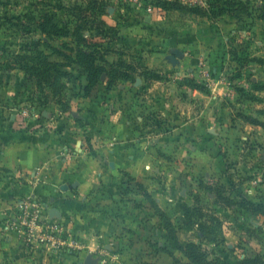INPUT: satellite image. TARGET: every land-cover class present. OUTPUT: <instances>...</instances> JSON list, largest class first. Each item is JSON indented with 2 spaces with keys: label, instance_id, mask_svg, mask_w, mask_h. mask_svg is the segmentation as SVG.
I'll return each instance as SVG.
<instances>
[{
  "label": "rangeland",
  "instance_id": "374dc122",
  "mask_svg": "<svg viewBox=\"0 0 264 264\" xmlns=\"http://www.w3.org/2000/svg\"><path fill=\"white\" fill-rule=\"evenodd\" d=\"M228 1L229 11L219 14L210 0H110L102 16L110 62L87 92L84 69L57 54L67 52L72 38L44 35L25 17L39 0H0L1 105L20 116L26 108L39 114L38 106L48 104L61 112L123 107L129 120L143 113L144 128L134 132L143 145L134 150L149 163L154 189L173 190L176 202L167 214L180 245L157 225L160 234L134 264H172L174 256L188 261L179 247L190 241L200 242L217 264L264 256V2ZM34 40L51 60L66 64L59 68L69 75L60 79L61 94L20 67L27 60L17 55H32ZM178 49L181 56L173 59ZM88 151L95 154L91 144ZM119 170L127 173L126 184L131 175ZM143 187L134 188L144 193ZM92 196L102 212L110 206L102 195ZM185 202L195 224L186 225ZM196 222L217 224L216 234L203 233ZM66 242L45 246L63 250Z\"/></svg>",
  "mask_w": 264,
  "mask_h": 264
},
{
  "label": "crops",
  "instance_id": "0c3cea01",
  "mask_svg": "<svg viewBox=\"0 0 264 264\" xmlns=\"http://www.w3.org/2000/svg\"><path fill=\"white\" fill-rule=\"evenodd\" d=\"M38 108L36 120L26 123L0 104V264H134L139 254L146 256L148 242L161 232L153 202L168 213L176 200L171 187L154 189L149 163L135 153L143 145L144 138L134 134L144 128L143 113L133 122L123 107L114 113L98 107L61 112L54 104ZM90 144L95 154L88 153ZM119 169L131 175L126 184L127 173ZM138 183L144 193L134 188ZM97 194L110 203L103 212L91 203ZM27 197L38 198L47 217L67 227L68 247L56 250L24 239L13 220L17 203Z\"/></svg>",
  "mask_w": 264,
  "mask_h": 264
},
{
  "label": "trees",
  "instance_id": "16d2710c",
  "mask_svg": "<svg viewBox=\"0 0 264 264\" xmlns=\"http://www.w3.org/2000/svg\"><path fill=\"white\" fill-rule=\"evenodd\" d=\"M110 0H39V3L33 8L29 9L25 17L32 22L34 26L39 29L40 33L53 37H69L72 38V44L67 46V52L58 51L67 63H78L85 71L87 84H85V91L90 92L91 89L97 85L101 76L107 72V64L110 61L104 55L103 43L107 39V28H104L105 20L102 18L106 14L105 7ZM264 2V0H263ZM228 0H210V7L212 11L222 14L229 11ZM262 8L264 9V3ZM97 30L99 36H87V31ZM113 38V36H112ZM103 39V41L101 40ZM68 45V44H66ZM34 53L32 55H17V58L26 59L22 62L20 67L23 68L27 74L33 76L38 82H47L55 93L61 94L65 84L60 82V79L68 75V71L62 72L59 68L66 64L60 61L51 60L45 51L39 48V41H33V48L30 50ZM30 52V53H31ZM113 67L115 64H113ZM69 66V64H68ZM118 75V72H116ZM213 74H217L214 71ZM199 89L200 86H194ZM156 213L159 216V226L163 231L173 238L175 243L179 246L177 239V229L175 224L171 221L166 211L162 210L153 202ZM186 225L193 223L192 216L189 214L191 206L186 202L182 205ZM197 209L194 212L198 213ZM199 217H203L201 210ZM210 222H218L215 216H209ZM203 233L216 234L218 228L217 224H207L206 222H196ZM186 255L188 261H184L176 256L173 258L172 264H217L216 261L209 259V251L204 249L200 242L190 241L186 246L179 247ZM240 264H264V256L257 255L254 257L247 256L241 260Z\"/></svg>",
  "mask_w": 264,
  "mask_h": 264
},
{
  "label": "built area",
  "instance_id": "2783aa9c",
  "mask_svg": "<svg viewBox=\"0 0 264 264\" xmlns=\"http://www.w3.org/2000/svg\"><path fill=\"white\" fill-rule=\"evenodd\" d=\"M22 116L26 123L36 120L38 113L31 108L23 110ZM13 223L27 242L52 243L59 246L65 243L67 227L57 219L47 217L45 205L36 197L19 200Z\"/></svg>",
  "mask_w": 264,
  "mask_h": 264
},
{
  "label": "water",
  "instance_id": "95a60500",
  "mask_svg": "<svg viewBox=\"0 0 264 264\" xmlns=\"http://www.w3.org/2000/svg\"><path fill=\"white\" fill-rule=\"evenodd\" d=\"M176 56H181V51L178 49V50H175L174 51V55L172 56L173 59H176ZM56 215H58V212L56 209H52L51 212H50V216L51 217H55ZM91 258H87V261H89ZM91 262H86V264H90ZM93 264V263H92Z\"/></svg>",
  "mask_w": 264,
  "mask_h": 264
}]
</instances>
